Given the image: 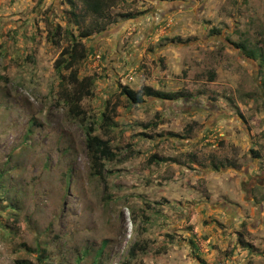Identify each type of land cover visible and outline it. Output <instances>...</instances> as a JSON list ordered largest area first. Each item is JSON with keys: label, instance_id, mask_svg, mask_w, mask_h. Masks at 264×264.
<instances>
[{"label": "rangeland", "instance_id": "rangeland-1", "mask_svg": "<svg viewBox=\"0 0 264 264\" xmlns=\"http://www.w3.org/2000/svg\"><path fill=\"white\" fill-rule=\"evenodd\" d=\"M71 35L88 120L59 97ZM89 121L118 150L105 181ZM135 240L130 264H264V0H112L101 17L0 0V264H93L100 247L116 264Z\"/></svg>", "mask_w": 264, "mask_h": 264}, {"label": "trees", "instance_id": "trees-1", "mask_svg": "<svg viewBox=\"0 0 264 264\" xmlns=\"http://www.w3.org/2000/svg\"><path fill=\"white\" fill-rule=\"evenodd\" d=\"M81 7L96 17H101L112 6V0H78ZM103 28V27H100ZM98 27H84L79 30L78 36L86 38L94 31H99ZM235 46L244 50V45L236 43ZM88 50L84 44L74 35H71L70 42L64 46L56 60L54 61L55 70L60 72L67 70V74L62 76L59 88V97L67 106L68 114L80 120H88L87 113L82 109L81 102L83 98L93 94V79L90 76H78L76 64L87 56ZM246 56L253 57L255 52L252 50L246 52ZM122 94H125L132 102L138 103L142 100L143 95L155 96L162 99H173L174 94L154 90L145 87L142 92L134 91L130 88L123 87ZM103 120L106 122L108 129L112 127L111 118L103 113ZM95 123L89 121L86 126L85 146L89 156L91 173L105 181L104 177V160H113L118 156V150L110 144L109 138H102L94 133ZM106 188V185H105ZM145 247L135 240L127 250V254L122 257L116 264H130L131 258H134L139 251H143ZM102 247L97 250L96 258L93 264H100L99 257Z\"/></svg>", "mask_w": 264, "mask_h": 264}]
</instances>
